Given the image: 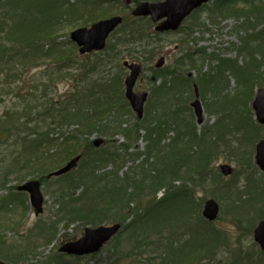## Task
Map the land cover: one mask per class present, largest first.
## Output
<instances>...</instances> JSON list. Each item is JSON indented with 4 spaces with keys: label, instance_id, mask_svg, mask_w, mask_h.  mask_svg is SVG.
Here are the masks:
<instances>
[{
    "label": "rangeland",
    "instance_id": "rangeland-1",
    "mask_svg": "<svg viewBox=\"0 0 264 264\" xmlns=\"http://www.w3.org/2000/svg\"><path fill=\"white\" fill-rule=\"evenodd\" d=\"M10 2L12 0H0L1 24L11 22L18 12H23L21 7L14 8ZM133 2V0H45L48 14L60 12L61 22L58 25L56 23L54 27L57 30V42L61 50L68 51L71 47L74 48V44L70 41V33L78 26H75L76 19L70 17L75 15L93 23L119 14L125 17L127 32L133 28L138 32L132 37L114 34L109 39L111 49L102 52V54L110 52L107 56L108 66L98 68V71L93 70L88 63L95 61L101 64L99 62L102 61V55L92 53L83 56L76 47L73 58L84 63V66L76 67L73 76L66 75L69 71V73L74 72L73 64L57 67L52 58H44L36 65L14 66L3 63L0 65V96L6 94L0 97L6 100L0 103V114L9 107H12L13 111H21L20 107L23 110L27 105L34 106L35 104L31 102V89L38 85L33 90L42 93L44 91L40 85L44 86V84H47L45 95L66 104H70V99L73 98L70 104L72 107L77 100L86 97L83 92L88 85L84 81L90 82L100 75L102 78L115 77L121 73L120 67L124 60L141 63L143 72L136 89L149 92L145 116L139 120L125 98L124 83L123 88L122 85L118 87L119 81L114 78L116 85L110 94L111 99L115 101L113 108L116 113L120 112L117 113L119 120H115L113 125L120 129L114 133L104 134L98 131L91 132L90 135L87 133V138L91 141L96 138L105 140L101 148H97L98 159L92 161L84 157L70 175L52 177L44 183L43 214L39 216L34 214L28 198H23L21 206L8 204L7 213L0 212L2 232L0 260L7 262L13 255H28L32 256L33 260L30 264H42V261L48 263L56 261L55 264H137L138 262L150 264V255L154 249L161 248L165 256L169 245L177 243L184 234L193 237H189L192 238L191 243L185 248V252L188 253V250L190 252L188 258L196 257L202 246L204 250H209L214 245L218 246L209 251L213 254L207 256L202 254L200 255L202 257L191 264H199L198 261L210 257L215 258L213 264H233L232 255L227 253L228 247L234 248L235 251H254L255 255L259 252L252 230L264 217V175L255 163L254 150L257 142L264 138V127L257 124L251 103L258 89L264 88V0L211 1L192 12L177 32L162 35L155 34L154 25L148 18L135 19L132 16L135 7ZM39 3L41 2L38 1ZM86 4L88 7H84ZM92 9L98 14L96 18L90 15L94 12ZM28 11L29 9L26 10ZM33 12L36 13L37 10ZM118 38L129 40V43L120 45ZM115 42L117 44H114ZM6 43L0 27V47L5 46ZM153 48L157 51L149 55V49ZM45 49H52L49 42H46ZM128 49L134 54L133 58L130 57ZM0 56L3 59L7 58L3 57L6 56L3 51L0 52ZM161 56L166 58L165 65L154 70V65ZM233 61L236 63L235 69H232ZM127 73L128 71L125 70L123 81ZM246 83H249V88ZM79 86H82L80 91L83 94L79 97L72 95ZM215 87L222 91V98L215 95ZM196 88L200 91L199 97L204 113V121L201 124H198L194 108L191 106L196 98ZM17 89L21 95L20 101H14L15 97L11 94V92L16 94ZM86 95H89L87 91ZM31 107L29 112L36 114L39 109L31 110ZM43 108L46 109V105H43ZM85 108L82 107L81 113L84 118L94 115V110L87 111ZM159 124L161 127L158 128V133L153 135L154 141L149 143L146 139V131L148 128L158 127ZM138 126L141 128L135 133ZM77 130H81V133L86 131L80 122L76 124L72 121L70 126L58 129L67 136L77 134ZM10 141L15 145V135L4 141L0 140V198L12 193L7 187L10 188V185H14L23 177L33 174L29 173L31 170L27 169L26 161L20 155L21 147H9V144H6ZM156 142L160 146L156 147ZM187 145L193 146L186 147ZM159 147L167 155L183 151L189 153L191 151L189 148H192L191 154L194 155L195 151L210 152L206 171L197 174L192 169L190 173L188 169H191V166L186 167L174 162L178 174L173 176L171 181H166L168 184L172 182L176 188L183 187L189 193L194 192L191 194L193 206L189 213L190 223L186 227L177 225L179 223L169 222L170 218L166 219L167 215L165 217L155 213L156 216L151 215L153 217L145 220L144 225L156 220L160 221L157 222V226L141 228L143 222L139 221L127 226V229L123 227L116 238L107 243L96 255L77 259L69 257L56 259L62 255L59 252L60 246L68 240L82 236L85 228L122 223L120 217L112 219L104 217L101 220L104 224L101 222L96 225L88 224L83 219L96 218V215L87 216L92 202L102 192L107 191L105 183L114 179L116 175L121 182H124L128 176L139 182L145 170L152 171L153 168H157L156 171L162 172L161 163H156ZM80 152L81 149L76 154ZM114 152L116 154H113ZM73 156L62 162L63 164H58L57 168L60 169ZM91 156L95 154L89 151V157ZM113 158H117L118 162L113 163ZM227 164L233 169L230 176L221 172V166ZM165 174L171 177L167 171ZM257 186L262 195L254 202H250L253 200L250 195L253 189L257 190ZM167 189L166 185L159 186L157 199L166 200L169 196L160 210L166 213L171 211L169 214L172 215L174 209L187 200L186 195L177 196L174 189L167 193ZM132 190H138L136 198L140 196L141 201L144 194L151 198L150 190L146 189V185L143 187L132 185L128 191ZM68 199L72 200L71 207H73L70 214L73 211L78 212L74 219H71L72 215L67 211ZM209 199L217 201L220 205L219 218L215 222H209L201 217L203 207ZM136 203L137 200H132L131 207L139 214H144V211L152 206V202L142 201L143 209H141ZM259 208H263L260 212L261 218L260 213L257 212ZM132 219L133 216L122 224L125 226ZM193 228H196L197 232H193ZM216 230L221 234L218 242L214 240L204 242L207 238L203 239V236L214 238ZM149 239L154 245L150 244ZM133 242L134 244L139 242L140 247L132 250ZM247 259H254V256L249 254ZM153 262L168 264L162 257H155Z\"/></svg>",
    "mask_w": 264,
    "mask_h": 264
},
{
    "label": "trees",
    "instance_id": "trees-1",
    "mask_svg": "<svg viewBox=\"0 0 264 264\" xmlns=\"http://www.w3.org/2000/svg\"><path fill=\"white\" fill-rule=\"evenodd\" d=\"M38 1H40L41 3L38 4ZM133 1L134 4H138L142 1L147 0ZM34 2H36L37 4H35ZM10 4L14 8L21 7L23 9V12L17 11V15L13 17L11 19V22L9 23H0L1 32L4 33L5 40L7 41L5 46L0 47V52L3 51L6 54V56L3 57H7L6 59H3L0 56V65H2V63L4 65L13 64L14 66L23 64L36 65L38 64L37 62L43 61L44 58H52L55 61V65L57 67H62L67 64H74L73 61L78 63V61L75 60L72 56L75 52V49L71 47L68 51L65 49L61 50L60 45L57 42V30L54 26L56 23L58 25L61 22L60 12L48 14L45 0H12ZM84 7H88V4L84 5ZM27 9H29L28 12H26ZM65 9L67 10V8ZM34 10H37V12H33ZM92 10L94 12L90 13V15L91 17L96 18L98 14L94 9ZM70 19H76L74 20L77 21V24L75 26H88L90 25V23H92L84 20L83 17H80L79 15L72 16L70 17ZM125 22L126 21H124V23L119 27L115 34H117L118 36L119 34H123L125 37H132L137 35L138 32L134 28L130 30V32H127L125 30ZM51 29H53V31H51ZM119 41L120 43L118 42V44L120 45L129 43V40L126 41L119 39ZM46 42H49L52 46L51 50L45 49ZM109 44L105 48L106 51L111 49V45L109 47ZM114 44H117V42H115ZM156 51L157 50L153 48L149 49L148 53L149 55H152ZM128 53L129 55H132V52H129V49ZM100 54L102 55V61L99 62L101 64H98L95 61H91L88 63V65L91 64L93 70L98 71V68L101 69L109 63L107 56L110 54V52L104 54H102L101 52L99 53V55ZM103 55H105L104 58ZM67 56H70L69 60H67ZM232 64V69H235V61H233ZM114 78L111 79L107 77H99L95 80H90V82L88 81V86L87 88H84L85 90L83 92L86 96L85 99L77 100L76 104H73L74 106L72 107H70V104L74 100L73 98L70 99V104H66L61 100H55L54 98H47V100L44 102L45 105L47 104V110L43 109V107H39L40 111H38L36 114H31V112H29L31 105H27L23 110L22 107H20L21 111H12L8 114L6 113L0 116V140L4 141L7 138H12L13 135H15V145L11 143L12 140L6 145L9 144V147L15 148L21 147L20 155L23 159H25L24 161H26L27 168H31V171L29 173L33 174L30 175H34L35 177L44 178L46 174L57 169L58 164H63L62 162L66 161L71 155H75L80 149V154L83 155L82 160H84V157H88V160L96 161L98 159L96 158V156L99 154V152L98 149L93 146L92 141L87 138V133L88 135H90L91 132L94 131H98V133L104 134L112 132L114 133L115 131H118V129H120L119 127L113 125V122L115 120H119V115L117 113L120 112L117 111L116 113L115 108H113L115 101L111 99L112 96L110 94L111 90L114 89L116 85V79ZM116 78L119 81L118 87H121L120 85H122V77L117 76ZM246 85L248 86L249 83H246ZM33 89L34 88L31 89V96L36 98L37 92H35ZM86 91L89 93V95H86ZM72 93V95L77 97L83 94L80 91V86L77 87L76 90ZM215 95L222 98V91L217 88L215 90ZM42 98H46V95ZM64 98H66V96ZM32 107L34 108V106ZM32 107L31 110L33 109ZM82 107H86L85 110L87 111L94 110V115H88L84 118V115H81ZM71 121L76 124L80 122L82 124V128L86 131L81 133V130H77V134H74L72 136H67L65 135V132L58 131V129H64L65 127L70 126ZM44 125L48 129H43ZM160 127L161 124H159L158 127H153L152 129L148 128V131H146V139L149 140V143H152L154 141L153 135L158 133V128ZM140 128L141 127L138 126V128L135 129V133H138ZM17 143H19V145H17ZM155 146L158 147L160 146V144L156 142ZM192 146L193 145H187L186 147ZM189 149H191L189 153H185L183 151L174 152L172 153V155H167L164 151L161 150V147H159L156 163H161L163 171H156L157 168H153L152 171L145 170V174L139 180V182L132 180L130 176H128V178L125 179L124 182H121L118 180L119 176L116 175L114 179L105 183L104 186L107 191L102 192L101 195H98L97 199L92 202L91 209L87 213V216L96 215V218L93 220L83 219V221H87L88 224L96 225L103 222L101 220L104 217H110L111 219L120 217V222L125 223L127 219L133 216V219L130 220L128 224H126L125 226L123 225L124 229H127V226H132L139 221L143 222L141 228H148L149 226L155 227L158 224L157 222H160L152 220L148 224L144 225L145 220L149 219L150 217L156 216L155 213H157V215H165V217L167 215L168 218L166 219L170 218L169 222H173L174 224L179 223L177 225L186 227L187 224L190 223L189 213L190 208H192L193 206V199L191 194H193L194 192L192 191L193 193H189V191L183 189V187L176 188V186L172 184V182L168 184L166 181H171V178L178 174V169L177 166H175L174 162L185 165L186 167L191 166V169H188V172L190 173L192 169L197 174L199 172L202 173L206 171L210 152L208 150H201L202 152L195 151L194 155L191 154L192 148ZM89 151L93 152L95 156L89 157ZM113 154L116 153L114 152ZM116 162H118V159L113 158V163ZM24 167H26L25 164ZM166 171L171 177H168L165 174ZM70 173H67L64 176L70 175ZM151 173L153 175H151ZM131 180L132 182H130ZM135 184L139 185V187H143L144 185H146V189L150 190L149 194H151V198H148L147 194H144L142 196V201H146L147 203L152 202V206L150 208H147L144 211V214L134 212V209L131 207L132 200H137L136 204L141 206V209H143L141 197L139 196L138 198H136V195H138L139 193L138 190H132L130 192L128 191L129 188H131V186ZM161 185H166V188H168L167 193L174 189L173 191H176L175 195H186L185 198L187 201L180 204L177 209H174L172 215L169 214L171 211L166 213L160 210V208L165 205L167 198L169 197L168 196L166 200L157 199V190ZM258 189L259 186H257L256 191H254L253 189V192L250 195L253 200L250 202H254L261 197L262 192H260V189ZM128 195H130L131 197H129ZM147 199L150 200L148 201ZM66 204L68 206L67 211L70 214L73 209V207H71L72 200L70 201L68 199ZM181 206H183V208H181ZM82 210L83 209L81 208V214L83 213ZM262 210L263 208H259L257 212L260 213ZM77 213L78 212L73 211V213L70 214L72 215L71 219H74ZM259 216L261 218L262 213H260ZM161 221L163 222V220ZM195 226L196 225H194V227ZM195 229L196 228H193V232H197ZM220 235V232L216 230L214 232V238H210L211 236L204 235L203 239L207 238L204 240V242L209 240L218 242L219 238H221ZM197 236L198 234H196V237ZM182 237L183 238H180L177 243H172L169 245V250L165 253V256H163L161 248L154 249L150 255V264H154L153 260L155 259V257H162L166 262H168V264H191L195 262L199 257L213 254L209 251L215 247H218L217 245H214L213 248L204 250L202 246V249L199 250L200 252L196 253L197 258L193 256L191 258H188L190 257V252L189 250V254L185 252V248L187 244L191 243V239L193 237L191 235L187 237L185 234ZM189 237L192 238L189 239ZM224 240L226 241L225 238ZM195 242L196 240L194 241V243ZM150 244L154 245V243H152V240H150ZM132 247V250L138 249L140 247V243L138 242L134 244L133 242ZM228 251L229 252L227 253H230V255H232L233 257L231 261L233 264H242V262L245 260L244 256H248L249 254H251L250 251H235L234 248L230 247H228ZM127 254L132 255V253L130 252H127ZM214 259L215 258L213 257L204 258L197 263L213 264ZM137 264L144 263L138 262Z\"/></svg>",
    "mask_w": 264,
    "mask_h": 264
},
{
    "label": "water",
    "instance_id": "water-1",
    "mask_svg": "<svg viewBox=\"0 0 264 264\" xmlns=\"http://www.w3.org/2000/svg\"><path fill=\"white\" fill-rule=\"evenodd\" d=\"M211 0H164L160 2H142L135 7L133 10L134 16H151L154 22L159 23L155 29L160 32L168 30H177L183 20L196 8L200 7L204 3ZM123 19L121 16H114L111 18L103 19L90 28L84 27L74 30L71 33V39L77 43L80 47L81 53H87L91 51L101 50L105 47L106 42L110 34L122 23ZM164 63V58H161L156 64L157 67H161ZM125 66L131 70L129 76L126 78V96L130 101V104L135 112H137L140 118L143 117L144 104L147 100L148 93L137 94L133 88L137 81V78L141 71V66L138 63L129 64L128 61L124 62ZM197 90V88H196ZM199 93L197 91L196 96ZM195 108V112L198 116V122L203 121V109L201 102L197 99L192 103ZM254 108L257 112L258 119L264 124V90L261 89L255 99ZM103 139L97 138L94 140L95 146L103 144ZM81 156L78 155L72 158L64 167L54 172L55 175L59 176L64 173L73 170L79 163ZM257 164L264 170V140L260 141L257 145ZM223 172L230 174L232 169L230 166H223ZM41 183L38 180H32L24 185L20 186V190H25L30 193L31 202L38 215L43 211V194L41 192ZM218 203L210 199L206 202L203 210V215L209 220H215L219 214ZM121 228L119 223L110 226H100L98 228H87L85 234L78 240L65 243L60 251L75 254V255H88L98 252L103 245L108 242ZM255 240L260 243L264 249V220L260 222L258 227L255 229ZM0 264H4L0 261Z\"/></svg>",
    "mask_w": 264,
    "mask_h": 264
},
{
    "label": "flooded vegetation",
    "instance_id": "flooded-vegetation-1",
    "mask_svg": "<svg viewBox=\"0 0 264 264\" xmlns=\"http://www.w3.org/2000/svg\"><path fill=\"white\" fill-rule=\"evenodd\" d=\"M136 90V92H140V91H138L137 89H135ZM17 185V182L14 184V185H10L9 187V190L10 191H12L13 193H16V194H21V199H22V197H23V195L24 196H28V194L27 193H25V192H23V191H20V192H18L16 189H15V186ZM18 199H20V197L19 198H17V201H16V205L17 206H21L22 205V201H20V200H18ZM15 225V224H14ZM32 256H28V255H13V256H11V260H8L7 262H5V261H3L4 263H7V264H30L31 262H33V260H32V258H31ZM63 257H69V258H73V259H76V258H78L77 256H73V255H61V256H59V257H57L56 259H58V258H63ZM37 262V261H36ZM37 263H39V262H37ZM56 263V261H53V262H46V261H42V264H55ZM74 264H77V263H74Z\"/></svg>",
    "mask_w": 264,
    "mask_h": 264
}]
</instances>
